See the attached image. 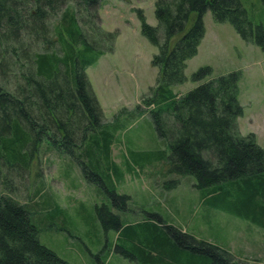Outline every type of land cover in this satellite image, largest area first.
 <instances>
[{"label": "trees", "instance_id": "16d2710c", "mask_svg": "<svg viewBox=\"0 0 264 264\" xmlns=\"http://www.w3.org/2000/svg\"><path fill=\"white\" fill-rule=\"evenodd\" d=\"M101 1L0 0V264H72L41 242V223L50 220L34 217L47 212L62 218L65 210L50 194L22 202L10 188L44 144L69 156L87 181L111 193L112 202L98 207L100 221L92 216L87 231L96 248L110 234L104 259L115 246L133 264H241L226 247L168 225L156 212L137 219L128 207L132 196L114 184L124 171L113 147L122 142L127 121L149 112L165 149L137 152L131 161L157 172L169 164L175 184L193 175L209 207L264 227V147L255 132L244 134L239 127L241 72L210 78L213 68L201 66L192 75L196 87L184 94L174 88L188 79L187 62L206 33L204 14L211 9L216 21L232 22L252 40L247 9L241 0H156L157 25L139 10L142 33L159 47L153 58L158 81L145 95L147 108L108 121L87 72L105 51L80 20L91 10L98 13ZM42 190L43 184L35 195Z\"/></svg>", "mask_w": 264, "mask_h": 264}, {"label": "rangeland", "instance_id": "374dc122", "mask_svg": "<svg viewBox=\"0 0 264 264\" xmlns=\"http://www.w3.org/2000/svg\"><path fill=\"white\" fill-rule=\"evenodd\" d=\"M155 1L102 0L98 13L91 10L80 16L81 25L90 39L105 51L87 72L108 121L139 106L147 108L145 95H149L150 88L157 84L159 68L154 65L153 58L159 47L142 33L139 17V10H142L148 22L157 25ZM241 1L253 22L254 39H245L230 21H216L209 9L204 14L206 33L198 53L187 62L188 79L174 88L184 94L196 87L198 83L193 81L192 75L201 66L213 68L210 78L240 71L239 99L244 106V115L239 119V127L244 134L255 132L264 147V33L257 32L258 26L264 31V0ZM194 18L196 14L189 26ZM183 32L175 36L173 42ZM10 80L14 82L15 78L11 76ZM125 124L119 133L122 142L117 141L113 147L114 158L122 165L124 178L121 182L113 181L118 192L132 196L128 207L138 214L137 219L156 212L168 225L226 247L241 264H264V227L222 208L209 207L204 203L203 192L195 185L198 181L193 175L182 176L175 184L169 164L157 172L132 162L137 152L165 147L149 112ZM34 158L27 174L16 178L15 186H10L17 189L13 195L26 202L39 194H50L47 197L65 210L62 218L36 212L37 221L41 218L50 220L44 225L41 223V242L72 264H123L122 257L124 264H133L115 246L110 258H103L106 251L101 250L110 243V234L99 248L87 234L92 216L99 220L98 207L112 202L111 193L103 192L94 182L87 181L80 167L70 164L69 156L56 149L50 150L46 144ZM129 159L131 170L127 167ZM42 184L43 190L35 195ZM49 198L46 200L50 201ZM104 212L107 217L108 212ZM109 231L111 233L113 229Z\"/></svg>", "mask_w": 264, "mask_h": 264}]
</instances>
